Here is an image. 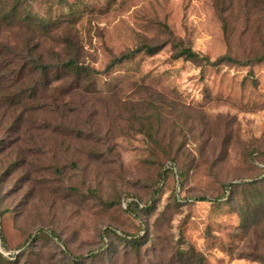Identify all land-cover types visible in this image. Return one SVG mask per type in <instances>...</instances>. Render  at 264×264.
<instances>
[{
	"label": "rangeland",
	"instance_id": "374dc122",
	"mask_svg": "<svg viewBox=\"0 0 264 264\" xmlns=\"http://www.w3.org/2000/svg\"><path fill=\"white\" fill-rule=\"evenodd\" d=\"M220 4L0 0V264H264V0Z\"/></svg>",
	"mask_w": 264,
	"mask_h": 264
},
{
	"label": "trees",
	"instance_id": "16d2710c",
	"mask_svg": "<svg viewBox=\"0 0 264 264\" xmlns=\"http://www.w3.org/2000/svg\"><path fill=\"white\" fill-rule=\"evenodd\" d=\"M216 8L219 12V14L222 16L221 19L223 22H225L224 20V12L226 11V9H224V4H220V0H216ZM2 13V10L0 11ZM178 47V52L177 55L180 58H184L187 61H191L193 63H197L200 65H212V66H217V65H222V64H226V63H230V64H241L240 61L230 57V56H224L221 57L219 59H217L214 62H211V60L205 56H202L200 53L194 51L192 48H185L182 47L181 45L176 46ZM158 47H148L146 46L145 48H138L134 51L125 53L123 55H121L119 58H115L112 63L109 65L108 68H112L114 65L123 63L125 61L131 60L133 59L136 55H138L139 53L145 52L147 54H155L158 51ZM33 66H36L42 70H45L46 66L40 64L39 62L35 61L32 64ZM62 69L65 71V73L67 75H69V77L72 78H76V80H84V82H89L93 83V74L95 73L93 70H91L88 67H84L81 66L77 61L75 60H70L69 62L65 63L62 65ZM45 72V71H44ZM172 173V169L168 168V169H163V183L164 181H166V177L168 176V174ZM238 185L234 184V183H229V184H223L222 188L224 190V197H227V194L233 193V189L235 187H237ZM202 201H206L208 202L209 200L204 198ZM139 204L136 203L135 201L129 204V209H134V208H138ZM2 237V235H1ZM3 238V237H2ZM125 242H127L128 244L132 245V247L138 251V249L140 248L141 245V238L140 237H128L126 236L125 238ZM0 257H2V254L0 253ZM75 260H80V258H75Z\"/></svg>",
	"mask_w": 264,
	"mask_h": 264
}]
</instances>
